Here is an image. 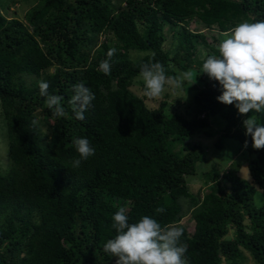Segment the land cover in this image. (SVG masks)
<instances>
[{
	"label": "trees",
	"instance_id": "16d2710c",
	"mask_svg": "<svg viewBox=\"0 0 264 264\" xmlns=\"http://www.w3.org/2000/svg\"><path fill=\"white\" fill-rule=\"evenodd\" d=\"M23 17L0 11V116L10 160L0 172V264H115L103 246L116 235L120 206L130 223L151 215L180 226L187 264H248L247 254L264 264V149L251 146L235 106L218 102L220 85L202 64L219 53L189 28L215 31L218 44L238 23L264 20V0H39ZM111 48L105 75L99 65ZM148 62L162 63L168 75L192 70L185 100L165 94L155 105L134 88ZM42 80L64 98V116L47 107ZM80 82L95 94L83 120L69 104ZM210 116L225 123L224 137L247 141L249 179L236 163L197 172L206 152L190 138L209 136ZM81 137L95 155L73 168V140ZM200 175L206 188L193 193L188 177ZM184 205L192 234L178 225Z\"/></svg>",
	"mask_w": 264,
	"mask_h": 264
},
{
	"label": "clouds",
	"instance_id": "9594fccd",
	"mask_svg": "<svg viewBox=\"0 0 264 264\" xmlns=\"http://www.w3.org/2000/svg\"><path fill=\"white\" fill-rule=\"evenodd\" d=\"M220 35L222 39L216 46L219 54L206 57L202 73L220 85L219 103L234 105L238 114L247 116L242 124L245 135L251 137L252 147L264 149V124L261 123V117H264V20H245ZM115 53V48L109 49L107 59L99 65L105 75L111 72V59ZM152 55L154 57L155 53ZM139 77L143 83V95L157 99L170 86L182 88L185 81L192 79L193 72L189 69L179 75H168L162 63L148 62L140 66ZM38 87L53 115L64 116V98L50 94L47 81H38ZM73 92L69 104L76 119L83 120L95 94L83 82L75 84ZM32 126H39L38 119L32 121ZM73 144L79 158L73 159L72 166L79 168L82 161L95 155L96 150L86 137L74 138ZM243 170L249 179V170ZM260 193L264 195V190ZM155 211L162 214L165 209L158 207ZM128 212L127 206H120L112 216L116 235L103 246L105 253L116 258L115 264H187V245L181 243L183 229L180 226L162 225L151 215H143L137 222L130 223Z\"/></svg>",
	"mask_w": 264,
	"mask_h": 264
},
{
	"label": "rangeland",
	"instance_id": "374dc122",
	"mask_svg": "<svg viewBox=\"0 0 264 264\" xmlns=\"http://www.w3.org/2000/svg\"><path fill=\"white\" fill-rule=\"evenodd\" d=\"M39 0H0V11L6 15L7 17L17 16L19 18L24 19L23 15L32 7H34ZM14 10H16V15L14 14ZM190 30L199 31L205 34V39L208 47H215L217 49V44L215 43L214 39H212L211 35L217 34L215 31H206L202 27H198L194 22H192L189 25ZM218 36V35H216ZM221 37V36H220ZM222 37L220 38V40ZM205 50L202 49L201 57H204L206 52H209L208 48L204 47ZM135 56H133L134 58ZM135 89L143 87L142 80L139 78L136 79ZM185 88V86H184ZM137 90V89H136ZM184 89L182 88H175V87H169L168 90L165 92L167 95H172L168 100H174V99H180L185 100L184 98ZM164 94V95H165ZM189 96L192 94H188ZM163 97V96H162ZM162 97L156 99L155 105L158 104V101H161ZM186 101H189V99ZM254 113H251V115ZM246 119V116L242 115V120ZM209 127L206 129L209 136H205L203 134H196L193 135L190 138V141L198 143L206 152V161L202 163H197L196 169L197 172L209 170L213 168L215 171L219 170V168H222L224 164H226L225 170H227L232 163H236L239 165L238 168V176L242 178H247L246 172L243 170V168H247V163L249 161L250 155H248L247 151L248 146H240L237 142L228 139L224 137V128L225 123L216 116H210L208 117ZM261 123L264 124V117H261ZM221 145V148H218L219 145ZM240 146L241 151L238 153L236 152V147ZM252 146V145H251ZM220 147V146H219ZM10 166V160L8 158L7 153V137H6V130L4 126V122L0 116V172L4 173L6 170H8ZM222 174H220L221 176ZM187 180L188 185L193 190V193H197L196 189L203 186L202 190L206 188L205 182L203 183V177L202 175L199 176H190ZM256 200L261 203V195L257 193L255 195ZM257 201H255L257 203ZM187 207L184 205L183 210L186 212ZM178 225H181L187 229V231L192 234L194 229V222L192 217L190 216L189 212H186V214L181 219L180 223ZM231 234V233H230ZM247 261L248 264H252V258L247 254Z\"/></svg>",
	"mask_w": 264,
	"mask_h": 264
}]
</instances>
